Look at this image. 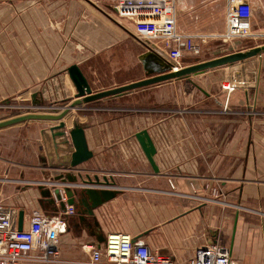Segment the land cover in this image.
<instances>
[{
  "label": "crops",
  "instance_id": "1",
  "mask_svg": "<svg viewBox=\"0 0 264 264\" xmlns=\"http://www.w3.org/2000/svg\"><path fill=\"white\" fill-rule=\"evenodd\" d=\"M112 1L0 0V55L11 56L7 71L20 64L28 80H40L28 94L41 102L74 99L66 71L73 63L93 92L104 90L105 85L93 80L98 71L93 59L109 52L113 41L130 42L127 35L136 40L114 19ZM188 1L180 6V29L222 30L223 15L219 22L211 16L207 1H200L196 10L186 6ZM113 50L119 54L118 48ZM222 68L193 74L197 79L132 90L128 94L138 97L128 109L100 103L116 99L111 96L84 103L65 116L66 125L72 119L67 129L74 124L84 128L93 153L78 166L83 178L106 177L117 193L94 210V228L76 226L74 213L68 216L64 240L96 245L94 233L105 237L124 232L179 264L209 244L223 246L232 264H264V54L252 89L226 93ZM140 69V76L125 83L144 78L141 63ZM54 123L47 121L38 133ZM140 130H146L153 143L156 171L135 138ZM40 147L31 160L0 156L3 204L55 213L56 205L43 200L37 185L64 171L49 168ZM66 244V255L85 258L80 248L73 249L76 243Z\"/></svg>",
  "mask_w": 264,
  "mask_h": 264
},
{
  "label": "built area",
  "instance_id": "2",
  "mask_svg": "<svg viewBox=\"0 0 264 264\" xmlns=\"http://www.w3.org/2000/svg\"><path fill=\"white\" fill-rule=\"evenodd\" d=\"M184 0H113V17L121 23H128L129 31L138 42H146L161 53L178 69L185 64L184 57H200L203 47L211 40L230 44L238 39L253 36L251 31L252 0H204L220 4L224 25L220 31H184L178 27L179 18L184 16L180 6ZM203 0H192L187 7L195 9ZM213 4V6H216ZM213 6L211 9H213ZM196 10V9H195ZM210 11V9L208 10ZM126 27V26H125ZM250 59V58H249ZM248 60V59H247ZM244 61L226 65L233 68ZM255 80L248 76L238 77L231 69L224 74L221 88L230 93L255 87ZM53 109H60L53 108ZM65 174L71 170L62 169ZM72 172H77L76 170ZM71 172V173H72ZM46 187L59 189L60 200L66 202L64 186L74 184L60 180L44 181ZM172 186V183H170ZM83 186V185H82ZM54 187V188H53ZM55 213L38 208H25L0 201V264H179L172 257L152 251L142 240H133L124 232H110L101 244H79L84 259L66 255L64 240L67 232V217L74 213L72 205L65 203L64 211ZM77 245V246H76ZM69 248V247H67ZM184 264H232L228 251L219 244H209L195 249Z\"/></svg>",
  "mask_w": 264,
  "mask_h": 264
},
{
  "label": "water",
  "instance_id": "3",
  "mask_svg": "<svg viewBox=\"0 0 264 264\" xmlns=\"http://www.w3.org/2000/svg\"><path fill=\"white\" fill-rule=\"evenodd\" d=\"M125 30L128 31L127 29ZM139 43L145 47V51L138 57L145 72L144 78L93 92L90 83L80 67L73 63L67 67L66 71L75 88L74 99L62 107L61 111L58 113L54 111H28L0 120V129L30 120L56 121L54 124H48L39 129V136L46 164L49 168L71 170L65 174L57 175L53 180L66 181L69 184L75 185L73 188L69 186L63 187V192L67 197L65 203L67 205H72L74 208V215L77 217L76 226L78 225L85 229L97 226L94 219H92L93 225L90 223V217H94V210L98 206L115 197L117 191L110 188L113 183L106 177H103L101 181L97 176L93 177V179L88 176L83 178L78 166L89 160L93 156V153L88 147L84 128L82 126L74 124L71 129H67L64 116L68 114L71 109H77L80 105L91 101L118 96L138 88L167 80L187 78L199 72L230 65L264 54V44H260L206 60H201L199 57H184L181 61L185 65L178 69H173V64L161 53L149 46L148 43ZM31 98L34 105L41 103L40 100L35 99V94H33ZM135 138L147 160L153 166L154 171H156L152 158L155 149L147 131H138L135 134ZM74 170L77 172L71 173ZM89 185H100L102 187H93ZM37 189L43 200H47L52 204L58 201L57 208L64 211L65 203L60 200L58 188L55 187L54 189H50L44 184H38ZM94 234L97 244H101L105 241L104 235L98 233Z\"/></svg>",
  "mask_w": 264,
  "mask_h": 264
},
{
  "label": "rangeland",
  "instance_id": "4",
  "mask_svg": "<svg viewBox=\"0 0 264 264\" xmlns=\"http://www.w3.org/2000/svg\"><path fill=\"white\" fill-rule=\"evenodd\" d=\"M217 3H219V0H217ZM213 4H211V7L213 6ZM215 5L216 6H213V9H211L210 7V11H208V13H210L211 16L217 18V21L219 22L220 18L218 17L221 15L222 9L220 4ZM180 20L181 22H179ZM182 20L183 18L181 17V19L179 18L178 22L182 23ZM121 26L128 27L129 25L126 23H122ZM251 31L253 34L251 38L238 39L230 44L211 40L203 47L199 58L201 60H206L233 51L264 44V0H252ZM121 33H123V36L126 34L123 30H121ZM128 33L131 35L130 32ZM127 37L130 42H128V40H116L115 42L113 41L114 44L110 45V47L108 48L109 52H106L104 56H99L93 59V63L91 64L95 65L98 70L95 79H93L96 81L95 84L105 85L106 88L104 89H107L119 84H123V82L125 83L126 80H129L131 78H137L142 74L138 56L143 52V50L145 51V47L142 46L138 41L134 40L132 37L128 35ZM117 48L119 49V54H116L114 50L113 52H111V49ZM10 59V55H0V120L28 111L59 112L62 107L69 103V101L67 102V100L59 101L56 103H48L46 100H44L41 103L34 105L32 103L31 96L28 94V91H31V89L33 90V88H38L41 81L37 80V82L36 80H28L27 73L21 70L20 64L17 68L12 66V69L14 71L10 72V68L7 71L6 64H10ZM258 63L259 56H256L246 60L241 64H237L233 68L222 66L223 68L219 70V75L221 74L220 77L221 79H223L224 74L228 73L229 70L234 69L238 77L248 76L249 78L255 80V77L257 75ZM189 77L193 79L199 78L198 76L193 75ZM6 81H8V83L13 87L8 86L9 84H7ZM1 86H3L2 90ZM128 93L130 92L114 96L116 97L115 100L109 98L108 100L100 103H107L106 105H109L108 103L112 102L113 104L115 102L117 103L116 105H119V107L128 109L135 104V100L138 97V95H130ZM59 107L60 109H53ZM76 112L79 113V111ZM69 113L74 114V109H71ZM67 119L69 118L67 117ZM46 123L47 121L30 120L1 128L0 156L11 160L26 161L27 159H33L35 157V151L38 150L41 152L38 127ZM73 243L80 242L76 240Z\"/></svg>",
  "mask_w": 264,
  "mask_h": 264
},
{
  "label": "bare ground",
  "instance_id": "5",
  "mask_svg": "<svg viewBox=\"0 0 264 264\" xmlns=\"http://www.w3.org/2000/svg\"><path fill=\"white\" fill-rule=\"evenodd\" d=\"M61 111V110H60ZM67 115V114H66ZM65 115V116H66ZM65 116H64V118H65ZM71 123H72V119H70V121L68 122V125L67 126H70L71 125Z\"/></svg>",
  "mask_w": 264,
  "mask_h": 264
}]
</instances>
